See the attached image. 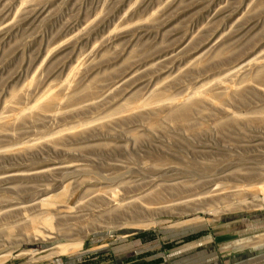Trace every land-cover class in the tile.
<instances>
[{"label":"rangeland","instance_id":"rangeland-1","mask_svg":"<svg viewBox=\"0 0 264 264\" xmlns=\"http://www.w3.org/2000/svg\"><path fill=\"white\" fill-rule=\"evenodd\" d=\"M0 264H264V0H0Z\"/></svg>","mask_w":264,"mask_h":264},{"label":"bare ground","instance_id":"bare-ground-1","mask_svg":"<svg viewBox=\"0 0 264 264\" xmlns=\"http://www.w3.org/2000/svg\"><path fill=\"white\" fill-rule=\"evenodd\" d=\"M163 98H165V97H163ZM211 98H212V96L208 92H206V91H198L197 92V98L195 100H192V101L187 102V103H180L179 105H175L173 110L170 113H168V118L172 122L185 123L188 120V118L190 117L191 112L199 104V102L208 101V100H211ZM165 99H167V98H165ZM52 100H54L53 96L50 97V99H49V101L47 103L43 104V106H41L39 108L42 109V110H45L47 105H49ZM110 196L114 198V203L115 202L119 203L122 200H124V198L123 197L120 198L119 195H117V196L110 195ZM140 199L143 202H145L146 204H148V201L146 199H142V198H140ZM47 200L50 201L49 199H47ZM112 200H111V202H112ZM32 201H34V199H31L30 202H32ZM41 204H42V202L38 201L36 203H33L32 205H29V206H31V208L23 207L22 210L23 211H28V210H31L33 208L35 209V208L41 206ZM53 205H54V207H56L55 204H53ZM129 205H132V204L130 203ZM54 207H51V209L54 208ZM66 208L70 210L69 206H66ZM53 219L54 218H53V215L51 214V212L50 211H46L43 215H39V214H35L34 215L33 214L30 217V222H36L37 220H41L40 222L48 230H53V229H56V226L53 223ZM154 223H155V221L152 218L151 219H131L129 221H125L124 222V224L138 225V226H142V227H148L150 225H153ZM30 228H31V226H30ZM30 231L33 234L31 236V240L32 241H34L36 239H39V238L43 239V240H48V239L53 238V236L51 234L48 235V236H45L44 232H42L38 228H36V229L33 228ZM81 244H82V240L60 243V244L57 245V252L56 253H71V252H75L76 250H78L80 248Z\"/></svg>","mask_w":264,"mask_h":264}]
</instances>
